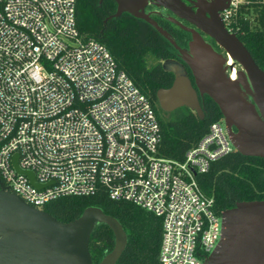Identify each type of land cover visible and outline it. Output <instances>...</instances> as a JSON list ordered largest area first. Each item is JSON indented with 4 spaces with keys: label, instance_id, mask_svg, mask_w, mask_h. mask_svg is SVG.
<instances>
[{
    "label": "built area",
    "instance_id": "2783aa9c",
    "mask_svg": "<svg viewBox=\"0 0 264 264\" xmlns=\"http://www.w3.org/2000/svg\"><path fill=\"white\" fill-rule=\"evenodd\" d=\"M227 2L220 16L229 32L264 29V0ZM76 3L0 0L2 180L40 209L99 191L130 201L162 218L161 264H202L220 239L222 213L196 176L234 149L224 119L184 160L160 155L151 101L105 44L80 34Z\"/></svg>",
    "mask_w": 264,
    "mask_h": 264
},
{
    "label": "water",
    "instance_id": "95a60500",
    "mask_svg": "<svg viewBox=\"0 0 264 264\" xmlns=\"http://www.w3.org/2000/svg\"><path fill=\"white\" fill-rule=\"evenodd\" d=\"M115 1L116 11L107 19L128 12L145 20L174 46L182 60L162 62V68L172 72L174 80L169 87L157 90L160 107L173 111L187 106L203 118L200 96L206 94L218 104L234 149L264 158V70L238 35L225 27L219 11L228 5L227 0H216L214 11L198 4L193 9L183 0ZM149 4L175 15L169 19L191 35L187 48L158 23L153 12L147 10ZM198 29L212 37L223 51H217ZM236 64L241 68L233 79L228 70ZM17 159L15 155L19 170ZM25 173L39 187L35 175ZM97 222L109 225L115 235L114 248L98 264H121L118 261L128 236L117 218L100 207L88 206L78 218L62 222L26 202L0 179V264H94L89 243ZM202 264H264V199L238 201L222 212L220 239Z\"/></svg>",
    "mask_w": 264,
    "mask_h": 264
},
{
    "label": "trees",
    "instance_id": "16d2710c",
    "mask_svg": "<svg viewBox=\"0 0 264 264\" xmlns=\"http://www.w3.org/2000/svg\"><path fill=\"white\" fill-rule=\"evenodd\" d=\"M117 8L115 0H77L76 18L80 34L105 44L120 69L151 101L161 130L159 154L184 160L186 152L207 134L212 122L223 119L218 104L208 95L200 96L204 117L187 106L164 111L157 99V90L169 87L174 74L162 68L164 60H181L174 46L151 24L128 12L107 19ZM152 16L167 29L184 48L191 35L178 27L175 32L164 16ZM257 64L264 70V29L238 33ZM187 70V69H186ZM188 75L193 84L190 69ZM202 190L214 198V208L221 214L238 201L264 199V158L243 155L236 149L214 160L207 172L197 174ZM0 179L2 176L0 175ZM88 206L100 207L123 225L128 242L119 258L121 264H161L162 218L126 200H113L104 191L90 196H67L46 203L43 209L62 222L78 218ZM115 245L109 225L97 222L91 233L89 249L98 264Z\"/></svg>",
    "mask_w": 264,
    "mask_h": 264
},
{
    "label": "flooded vegetation",
    "instance_id": "af4514ba",
    "mask_svg": "<svg viewBox=\"0 0 264 264\" xmlns=\"http://www.w3.org/2000/svg\"><path fill=\"white\" fill-rule=\"evenodd\" d=\"M183 1H185V3H187L188 5L192 6L193 9H196L197 4L200 5L202 8L206 7V9L209 11H214L217 8L216 0H183ZM147 10L153 12L152 14H157L159 16H164L165 18H167V20H169L171 22V24H169V27L171 29H173L175 32H178V27H180V26L169 19L170 16H175L171 11L167 10L166 8L158 7V6L153 5V4H149L147 6ZM164 11H166V12H164ZM219 14H220V11H219ZM179 20L186 25L193 26L191 23H189L188 21H186L184 19H179ZM199 31L201 32V34L203 35L205 40L210 42L217 51H219V52L223 51V49L218 45V43L212 37H210L208 34L202 32L201 30H199ZM179 61H182V60H179ZM184 65H185V68L187 69V72H188L189 67L186 64H184ZM236 66L238 67V70L241 68L240 65H238V64H236L235 67ZM249 99H251L250 96H249Z\"/></svg>",
    "mask_w": 264,
    "mask_h": 264
},
{
    "label": "bare ground",
    "instance_id": "6f19581e",
    "mask_svg": "<svg viewBox=\"0 0 264 264\" xmlns=\"http://www.w3.org/2000/svg\"><path fill=\"white\" fill-rule=\"evenodd\" d=\"M230 62H233V59H232V58H230ZM232 76H233V78H234V77L236 78V76H237V69L234 70Z\"/></svg>",
    "mask_w": 264,
    "mask_h": 264
},
{
    "label": "rangeland",
    "instance_id": "374dc122",
    "mask_svg": "<svg viewBox=\"0 0 264 264\" xmlns=\"http://www.w3.org/2000/svg\"><path fill=\"white\" fill-rule=\"evenodd\" d=\"M164 12H166V11H164ZM236 68H237V70H238V67L236 66Z\"/></svg>",
    "mask_w": 264,
    "mask_h": 264
}]
</instances>
